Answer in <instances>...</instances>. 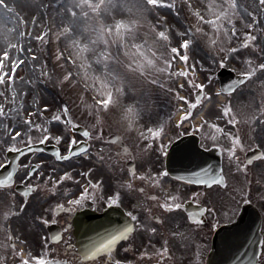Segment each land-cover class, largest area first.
Returning <instances> with one entry per match:
<instances>
[{"label": "rangeland", "instance_id": "rangeland-1", "mask_svg": "<svg viewBox=\"0 0 264 264\" xmlns=\"http://www.w3.org/2000/svg\"><path fill=\"white\" fill-rule=\"evenodd\" d=\"M78 3L0 0V164L6 160L7 150L37 143L45 136L66 152L72 139L80 138L72 131L78 124L96 135L101 133L104 139L111 133L119 134L133 150L138 144L145 161L153 143L148 129L167 130L176 112L185 110L184 104H198L199 84L204 85L206 94H212L207 104H264V70L258 67L264 63L261 0H235V9H229L232 23L222 19L218 29L206 23L211 19L206 12L208 0H158L155 6H145L140 0L139 9L132 11L122 6V0H111L98 16L89 12L91 19L82 15ZM196 12L204 21L198 20ZM131 20L138 23L134 33L125 36L126 47L113 43L110 37H106L107 45L102 40L92 43L93 29L100 22L114 27L116 21ZM160 31L167 39L159 37ZM249 36L254 39L244 45ZM210 38L215 45L209 44ZM185 39L190 41L187 48ZM133 44H140L154 61L155 66L146 68L145 73L127 67L140 58ZM83 45H88L86 51L81 50ZM105 48L112 59L101 63L97 56ZM173 48L177 51L172 52ZM185 56L187 60L182 59ZM221 61L222 67L238 74L256 69L255 79L226 103L215 93ZM109 73L123 79L124 91L122 95L114 93L115 101L104 108L98 103L106 98L100 95L105 90L102 82L119 83ZM181 96L185 99L180 100ZM128 106L138 113L132 126L124 118ZM37 124L39 128L34 127ZM61 132L57 141L54 136ZM28 158L35 161L32 155Z\"/></svg>", "mask_w": 264, "mask_h": 264}, {"label": "flooded vegetation", "instance_id": "flooded-vegetation-1", "mask_svg": "<svg viewBox=\"0 0 264 264\" xmlns=\"http://www.w3.org/2000/svg\"><path fill=\"white\" fill-rule=\"evenodd\" d=\"M226 106L233 109L229 116L223 115ZM262 109L264 104H199L198 111H193L194 116L199 115V145H205L201 148L206 155L205 180L218 179L222 174V185L191 184L167 174L165 152L177 139L176 132L174 138L158 137L147 163L138 158L135 173H129V177L120 142L106 145L91 135L88 154L73 163L61 162L58 167L52 163L54 159H47L44 154L36 155L37 164L26 158L13 185L0 188V264H37V258L46 264H264V158L258 159L264 152ZM233 115L237 119L235 125L229 123ZM250 117L255 119L249 121ZM229 133L239 136L245 145L243 150H236L235 158H230L227 151L233 142ZM182 135L179 133V138ZM236 158L245 168H239ZM65 172L71 179L64 177ZM127 182H131V188ZM28 185L33 187L26 192ZM85 189L95 198V204L92 199L79 205L69 203ZM194 192L203 195L193 197ZM116 193L120 194L116 205L131 212L139 223L132 220L134 232L109 254L80 260L74 236L75 215L84 208L103 210L111 205L108 197L117 198ZM169 196L173 201L168 200ZM165 202L181 203L182 207L169 212L161 206ZM247 204L260 214V238H250L247 252H239L238 229L221 238H217V233L222 226L237 222ZM9 210L16 214L5 219L4 213ZM233 211L238 214L233 215ZM44 220L49 222L45 224ZM254 232L255 228L249 233ZM53 235L60 239L52 241ZM165 248L167 255L163 254Z\"/></svg>", "mask_w": 264, "mask_h": 264}, {"label": "snow or ice", "instance_id": "snow-or-ice-1", "mask_svg": "<svg viewBox=\"0 0 264 264\" xmlns=\"http://www.w3.org/2000/svg\"><path fill=\"white\" fill-rule=\"evenodd\" d=\"M159 2H162V0H159ZM158 3V0H144V5H148V6H155ZM261 3L264 4V0H261ZM111 4V0H79V3L76 5V7H79L81 9L82 15L84 17H86L87 19H91V17H89V12L95 14L96 16L99 15V12L102 8L106 9L107 6ZM122 6L127 8L129 11H132L133 8H137L139 9L140 7V0H135V2H132V0H122ZM236 5H235V0H225V3H217V0H208V4H207V8H206V12L209 16H211V19H209L208 21H206V23L210 24L213 28L218 29L220 27H222L220 21L222 19H226L228 21L229 24L232 23L231 18H230V14H229V9H235ZM196 16L198 18L199 21H204V16L201 15L199 12H196ZM138 22L136 20H131L128 22L125 21H116L114 22V27L113 26H105L103 24V22H100L95 29H93V33H94V40L92 41L93 44H95L97 41L102 40L103 43L105 45H107L109 43V39L106 37H110L113 43L119 42L121 45H125V36L126 35H131L134 33L135 28H136V24ZM249 27H251V25H249ZM197 31H202V29L197 28ZM232 32L234 33L236 31L235 28L231 29ZM228 29H225V34H227ZM159 37L161 38H165L166 34L164 31H160L158 33ZM254 39V37L249 36V38L247 40H245L243 43L244 45H247L249 43V40ZM190 41L185 39L183 41V45L185 48H187V46L189 45ZM216 41L214 39H209V44L210 45H215ZM133 48L136 49L137 53L139 54V59H134L132 61V63L128 64V68L131 71H139L140 73H145V69L148 67H154V61L152 58H150L149 56H147L141 49L142 46L140 44H133L132 45ZM88 49V45H83L81 46V50L82 51H86ZM149 51H151V49H149ZM172 52H176L177 49L173 48L171 49ZM223 51V49H222ZM227 51L230 52H235V49H227ZM153 55H155V53H153ZM112 59V57L110 56L109 52L107 51V49L105 48L101 53L98 54L97 56V60L101 63ZM182 59L187 60V56L182 57ZM166 64L168 63L167 61L165 62ZM133 65H135V68L133 67ZM220 66H223V61L220 62ZM259 69L264 70V63L259 64ZM107 70V64L105 63V71ZM165 69H161V68H156V71H164ZM256 71L255 68H252L249 71H245L243 73H241L242 77L244 79H247L249 77H251L254 72ZM109 75L112 77L113 81H119V83H108V82H102V88L105 89L104 91L100 92V95L102 97H106V98H101L99 100V105L103 106L104 108H107L111 103H113L116 99V97H114V93H116L117 95H122L123 91H124V81L121 77L113 74V73H109ZM184 75H186V73H184ZM67 78V77H66ZM155 82V81H153ZM244 82V80H240V83L242 84ZM189 83H191V81H189ZM197 87L203 89L204 85L203 84H199L197 85ZM180 100H184L185 97L181 96L179 97ZM200 101H197V103H199ZM197 105L196 104H189L187 109L184 110V115L183 116H179L178 115V120H179V126L182 127L183 126V122H186L190 117L191 118H195L194 117V113L191 111V109L195 108ZM66 110V109H65ZM209 111H212V108L209 109ZM233 112V109L229 106H226L223 108V115L224 116H229L231 113ZM262 112H264V109H262ZM124 118L126 119V121L128 122L129 126H132L134 124V121L136 119H138V113L136 112V110L132 107V106H128L127 109L125 110L124 113ZM54 120L59 121L60 117L59 116H54L53 117ZM255 117H250L249 121L254 120ZM200 120H203V117L200 118ZM230 124H237V119L236 117L233 115L232 118L229 120ZM191 126V125H190ZM34 127L39 128L40 125H34ZM212 127L217 129V131H222V129L218 128V125L216 124H212ZM148 132L151 133V136L153 138L155 137H160L163 138L164 135H166V132L160 128H157L155 131L152 128L148 129ZM63 133L61 132L60 134H57L54 136V138L59 141L61 135ZM185 134H187V132L185 131ZM84 136H89V132L88 131H84L83 133ZM143 135V134H141ZM177 135V139L179 138V133L176 134ZM231 139H232V146L230 149H228V155L230 158H235L236 157V150L240 149L243 150L245 148V145L241 142V139L239 136H232L231 133L228 134ZM29 139H31V137H29ZM44 139H47V136L44 137ZM261 140L262 142H264V135L261 136ZM41 142V141H38ZM171 142V141H169ZM150 146V145H149ZM205 145L204 143H201L200 147L203 148ZM218 146V145H217ZM25 147H27V145H25ZM257 147H259V145H257ZM13 151H19V149L13 148ZM161 151H163V145H161L160 148ZM79 151L81 153H86L87 149L81 147L79 149ZM125 152H127V149H125ZM260 158H264V152H261L258 159ZM59 159L64 160L67 159V157L65 156H60ZM236 162L239 166V168H245L244 164H241L240 161L238 160V158H236ZM249 163H251V161H249ZM3 164H0V168H3ZM37 168L39 167V165L36 166ZM246 170V169H245ZM131 172H133V174L135 173V169H131ZM204 170L201 169L200 173L203 174ZM166 174V173H165ZM12 173L9 172L7 173V176L5 178V180L0 181V188H3L5 186L6 183H11V177H12ZM29 175H31V173H29ZM193 176H196L197 173H193ZM64 177H67L68 179H71V177L69 176V174L67 172L64 173ZM133 179H135V176L133 175ZM195 183L197 184H204V185H212V184H224L225 180L223 175L221 174L219 176L218 179L216 178H210V179H197L195 181ZM128 188L132 187L131 182H127L126 185ZM32 185H28L26 192L31 191L32 190ZM142 191V189H141ZM209 193H211V189H209ZM119 193H116V197L117 198H112V197H108V201L111 205H116L119 202ZM193 197H197L198 195H203V193H192ZM85 199H92L93 204H95V198L91 197L88 195L87 189H85L83 192L80 193V197L76 200H73L71 202H69L70 204H83V201ZM152 199H156V197H152ZM173 197L169 196L168 200L169 201H173ZM198 202V201H197ZM164 209L168 210L169 212H171L173 209H180L182 207L181 203H175V202H165L161 205ZM22 207V206H21ZM57 207H62V205H57ZM237 207H239V205H237ZM71 210V209H70ZM204 211H207V209H204ZM245 211H247V209H245ZM16 213L12 212L11 210L6 211L4 213V217L5 219L10 216V215H14ZM238 213L236 211H233V215H237ZM128 216L131 217V219L133 221H136L137 223H139L137 221V218L131 213H128ZM243 217L241 216V219ZM38 219H42V217H38ZM156 219L158 220L159 217H156ZM188 219H192L191 216L188 217ZM45 224H47L49 221L48 220H44L43 221ZM140 227H143V225H140ZM132 231V225L129 224L126 228L123 229V231H118L115 234H108L106 235L105 238H103V242L102 243H98V244H90V246L86 247L82 254L79 255V259L82 261H87L89 259L94 258L98 253L104 251H108L114 244L115 242L120 238L123 237L126 233H129ZM151 231L155 232V229H151ZM52 241H57L60 239L59 235H53L51 237ZM262 244H264V241H261ZM69 247H71V245H69ZM163 254L167 255V249H163ZM161 259H163V256L161 257ZM24 264H28L27 261H24ZM37 264H46L45 260L42 258H37ZM66 264V262H65Z\"/></svg>", "mask_w": 264, "mask_h": 264}, {"label": "water", "instance_id": "water-1", "mask_svg": "<svg viewBox=\"0 0 264 264\" xmlns=\"http://www.w3.org/2000/svg\"><path fill=\"white\" fill-rule=\"evenodd\" d=\"M221 77L225 78L227 75L229 76V72L222 70L219 74ZM183 144L179 143L176 146H174L170 152V159L174 160L176 157L182 156L183 153H186L185 150H183ZM41 150L42 145H35L29 148L22 149L16 154H13L14 159L12 157V163L7 165L1 172H0V179H4L7 176V173L13 172L16 169V159L20 157L21 155L28 153L32 150ZM1 181V180H0ZM246 219V218H244ZM81 222H84V228L79 229L78 238L80 242L84 240L85 243H87L84 246V249L90 244H98L103 242V238L106 237L108 234H115L118 231H123L124 228H126L129 224H131L128 217H126L123 213L117 211L115 208H110V210H107L104 214H96L93 212H86L80 216ZM93 225V226H90ZM89 226V227H87ZM128 233H126L123 237H120L115 244L122 238L126 237ZM114 244V245H115ZM113 245V246H114ZM112 246V247H113ZM111 247V248H112ZM110 248V249H111ZM109 249V250H110ZM104 251L98 253L101 254Z\"/></svg>", "mask_w": 264, "mask_h": 264}]
</instances>
